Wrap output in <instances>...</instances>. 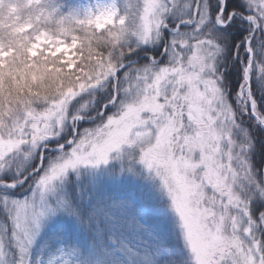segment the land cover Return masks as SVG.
I'll use <instances>...</instances> for the list:
<instances>
[{
  "label": "snow or ice",
  "instance_id": "1",
  "mask_svg": "<svg viewBox=\"0 0 264 264\" xmlns=\"http://www.w3.org/2000/svg\"><path fill=\"white\" fill-rule=\"evenodd\" d=\"M245 6L253 12L247 36L236 20ZM178 11L187 19L170 24ZM165 29L173 35L162 55L126 59L164 39ZM257 30L264 33V0H195L194 8L190 0H110L82 14L61 11L55 0H0V176L47 148L67 122L75 131L71 148L59 144L63 154L36 177L31 198L0 192L15 228L14 264H32L43 221L58 212L99 226L95 210L85 216L48 196L70 171L112 161H119L117 177L156 183L178 217L189 259L177 261L161 241L151 264L165 254L171 259L163 264H264V150L257 145L264 142V38L254 39ZM229 72L238 81L232 87ZM109 86L99 123L76 130L85 117L70 115L73 101L87 95L81 108H90ZM26 179L0 178V186L16 189ZM112 242L131 254L130 264L139 255L115 233ZM58 251L48 264H72L79 250ZM0 264H13L2 240Z\"/></svg>",
  "mask_w": 264,
  "mask_h": 264
},
{
  "label": "rangeland",
  "instance_id": "2",
  "mask_svg": "<svg viewBox=\"0 0 264 264\" xmlns=\"http://www.w3.org/2000/svg\"><path fill=\"white\" fill-rule=\"evenodd\" d=\"M105 2H110V0H55L61 11L74 10L81 14L86 9ZM190 2L194 8L195 0H190ZM246 17L243 16V20L249 23ZM180 19H187L186 11H178L175 16L168 17L170 24L177 23ZM190 28V25L181 26V30ZM257 31L254 37L256 40L259 39L256 36ZM164 32L165 38L162 40L167 42L173 33L169 29H165ZM162 40L155 45L142 46L139 50L159 48ZM159 53L163 54V48ZM140 59L132 61V63H139ZM92 120L98 121L99 119L93 118ZM85 121L89 120L85 118L80 120L76 130H79L82 122ZM71 146V144L65 145L64 151H66V147L71 148ZM48 151H50L49 147H42L37 157L33 154L32 158L27 161L17 159L14 167L0 178L7 177L11 180L27 177V179L22 184H18L16 189L0 186V192H6L12 198L20 200L31 198L35 189L36 177L63 154L60 148L53 149L51 155H46ZM47 159L48 162H46ZM41 162H43V167L39 172L33 173V169L37 168ZM139 167L137 165L138 170ZM118 169L119 161H112L108 166L99 170L82 167L78 173L70 171L63 182L57 183L55 192L48 196L51 203L55 204L59 199L68 201L67 196L70 194L67 193V188H69L67 184L72 180L73 189L78 190L80 196L84 195L83 201H86L87 207H90L89 212L93 210L97 212L100 224L97 226L95 221L90 225L79 223L74 217L63 211L50 216L43 221V227L31 248L32 264H37V262L48 264L50 259L60 256L58 250L61 248L65 252L72 248L79 250L75 255L69 257L72 264H130L129 256L131 254L120 251L118 244L112 242L113 233L117 240L127 243L139 253L138 256H132L131 264H151V260L160 250L158 245L161 241L167 246L168 244L173 245L176 255H181L179 261L189 259L188 249L183 244L178 217L169 207V200L159 191L158 185L143 179V177L138 178L130 174L117 177L114 173ZM119 202H126V206L123 208L112 207L114 203ZM79 204L81 205L80 202ZM9 215L10 212L0 205V240L3 241L7 259L14 264L17 256L13 237L15 228ZM129 223L132 225L131 228ZM140 225L143 227H139ZM98 230H102V236L97 235ZM167 257L165 254L161 264Z\"/></svg>",
  "mask_w": 264,
  "mask_h": 264
},
{
  "label": "trees",
  "instance_id": "3",
  "mask_svg": "<svg viewBox=\"0 0 264 264\" xmlns=\"http://www.w3.org/2000/svg\"><path fill=\"white\" fill-rule=\"evenodd\" d=\"M253 14V12L251 11V9H249L247 6H245L244 9V14L241 16L236 17V20L239 24V27L241 28V30L244 33V36H247L249 32L252 31L251 25L247 22H245L243 20V16H247ZM235 36V33H233L232 35L228 36V42L229 44H231L232 41V37ZM259 39L264 38V33H260L259 30L257 31V35H256ZM258 39V40H259ZM257 40V41H258ZM165 41L162 40L161 45L159 46V48H155L152 50L149 49H145V50H139L136 52H133L131 54L130 57H127L126 59H128L130 62L132 61H136V60H141V62L139 63H144L148 61V57L147 55H145V52H150L152 53V55H156L157 53H159V51L162 52V48L165 45ZM246 55L245 52H241V56ZM144 57V58H142ZM123 75V74H122ZM121 75V76H122ZM226 78H227V83L229 87H232L233 84H237L238 81L236 80L235 75L231 74V72L226 73ZM110 91V86L108 90H99L93 97V106L87 109H82L81 105L83 103H85L89 97L87 95L83 96V97H79L77 98V100L73 101V104L70 106V115L76 114V113H80L81 115H83L85 117V119L89 120V121H85L82 122V125L80 126L79 130L80 132L83 131V129L85 128H90V127H94L96 126V124L99 123L98 121H93L92 119L95 118V113L96 111L103 105V103L106 101L107 96H108V92ZM74 129L72 126V122L69 121L66 123L64 130L61 132V134L57 137H50L49 140L46 142V144L49 147L48 152H46V155H51L52 154V150L59 148L58 145L59 144H64L67 145L68 143H66L67 140H69L70 138H72L74 136ZM257 145H258V149L264 150V142H262L259 138L257 139ZM70 149V147H66V151ZM41 149L37 152H35L34 154L36 155V157L39 155L38 152H40ZM48 162V159L47 161ZM73 182L72 180H70V182L67 184L69 188L67 193H69L70 195L67 196L68 201H70L72 203V206H75L76 208L82 210L83 214L86 216L87 212H89L90 207H87L86 205V201H83V197L84 195H79L78 190H74L73 189ZM79 202L81 203V205L79 204ZM74 204V205H73ZM168 247H170L172 249V254L173 257H175V259L177 261H179V256H181L179 254L176 255L175 249H173V245L172 244H168ZM166 259H171L170 257H167Z\"/></svg>",
  "mask_w": 264,
  "mask_h": 264
}]
</instances>
